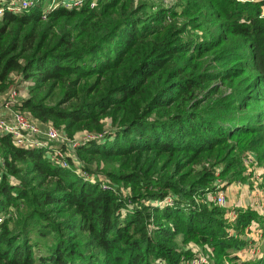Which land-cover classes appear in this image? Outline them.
<instances>
[{"label":"trees","instance_id":"1","mask_svg":"<svg viewBox=\"0 0 264 264\" xmlns=\"http://www.w3.org/2000/svg\"><path fill=\"white\" fill-rule=\"evenodd\" d=\"M259 6L98 0L45 17L39 3L5 12L0 93L31 81L14 106L69 135H101L63 166L0 132V264H184L196 256L190 239L213 250L201 264H264V214L236 208L237 230L256 221L263 236L261 255L237 260L244 240L229 234L226 211L199 202L217 174L245 179L249 153L264 166Z\"/></svg>","mask_w":264,"mask_h":264},{"label":"built area","instance_id":"2","mask_svg":"<svg viewBox=\"0 0 264 264\" xmlns=\"http://www.w3.org/2000/svg\"><path fill=\"white\" fill-rule=\"evenodd\" d=\"M98 0H50L47 8L42 9V16L46 11L54 7L63 6L67 8L80 7L88 2L91 7L97 4ZM238 2L260 1L259 17L264 19V0H236ZM39 0H0V18L5 12L21 13L28 11L31 7H36ZM31 81L24 82L21 87H11L8 91L0 93V132L8 134L12 142L17 146H43L47 148L48 157L63 166L69 165L66 155L76 158L75 147L81 140H87L100 136L101 133L83 131L79 137H68L61 127L56 126L52 121L41 123L31 116V113L14 104L28 94V85ZM59 142L60 144H55ZM5 171V162L0 157V179ZM82 176L88 180H93V175L88 171H82ZM101 186L106 188L107 184L101 182ZM108 187V186H107ZM211 199L218 204L225 203V196L222 191L214 192ZM1 220V217H0ZM205 255H198L186 262V264H201L207 262Z\"/></svg>","mask_w":264,"mask_h":264},{"label":"rangeland","instance_id":"3","mask_svg":"<svg viewBox=\"0 0 264 264\" xmlns=\"http://www.w3.org/2000/svg\"><path fill=\"white\" fill-rule=\"evenodd\" d=\"M39 1H40L39 6L41 9L47 8L50 4V0H39ZM160 1L163 2V5H173L176 0H160ZM14 79L17 80L16 77ZM105 122L108 123L109 119L105 118ZM64 130L62 131L68 137H79V135L83 131H88L87 129H78L74 133L69 135ZM45 154L48 155L47 153ZM251 155H254V154L249 153L248 155H246V160H249L251 163L248 162V165H246L247 169L244 172V175L246 176V177L244 176L245 179H235L231 181V180H226V177H228L227 173L224 176L217 174V176L215 177L213 181V185H215V189L213 190V192H210L209 194H207V197L205 199L199 198V202L208 201L207 203L209 205L214 204L217 207L224 209V211H226L225 216L228 219V226H227L228 229L227 230L229 234H234L235 237H240L241 239L244 240L243 243L241 244V248L235 249V253L238 255L237 260L249 259V258H253L256 255L262 254L261 253V240L263 236H262V230L260 226L257 225L256 227L251 228V230L258 229V235L255 233L258 236L256 237L254 233L249 232L250 226L253 223L252 221L251 223H249L247 226L244 227L245 229L243 231L237 230L236 226H234L233 224V221L236 217L237 207L253 209L257 211L258 213L264 214V184H263L264 166L262 164H252V162L254 161V157ZM94 164L97 167L96 168L97 173L101 174V177L107 179L103 171L107 167V164L105 162H102V161L98 162L96 160H94ZM111 165L112 164H110V166ZM216 170H217V173L220 171V169L218 168H216ZM217 191H222V193L224 194L225 196L224 204L215 203L211 199V195H213L214 192H217ZM248 232L250 236H248ZM181 237H182V234L179 233L177 236L179 243L182 242ZM41 245L42 243L40 241V246ZM184 247L190 249L193 255L196 254V256L202 255V254L205 255V253H207L208 254V256H206L207 262L209 261L211 262L213 259H215V256H213L212 248L207 244H201L198 241L190 239L186 241V244H184ZM226 260H225V264H231V262L233 261L232 259H226ZM184 264H186V262Z\"/></svg>","mask_w":264,"mask_h":264},{"label":"crops","instance_id":"4","mask_svg":"<svg viewBox=\"0 0 264 264\" xmlns=\"http://www.w3.org/2000/svg\"><path fill=\"white\" fill-rule=\"evenodd\" d=\"M257 225H258V224H257L256 222H253L252 225L250 226V231H249V232L254 233V235H255L256 237H258V236H257V235H258V229H257V230H256V229H255V230H251V228H252V227H256ZM249 232H248V236H250V235H249ZM255 233H256L257 235H256Z\"/></svg>","mask_w":264,"mask_h":264}]
</instances>
